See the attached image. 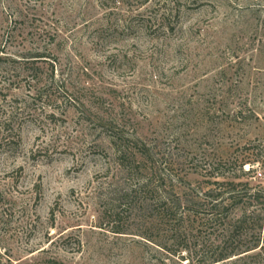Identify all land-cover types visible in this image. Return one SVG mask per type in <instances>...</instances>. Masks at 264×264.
<instances>
[{
	"label": "rangeland",
	"instance_id": "rangeland-1",
	"mask_svg": "<svg viewBox=\"0 0 264 264\" xmlns=\"http://www.w3.org/2000/svg\"><path fill=\"white\" fill-rule=\"evenodd\" d=\"M0 264H264V0H0Z\"/></svg>",
	"mask_w": 264,
	"mask_h": 264
},
{
	"label": "trees",
	"instance_id": "trees-1",
	"mask_svg": "<svg viewBox=\"0 0 264 264\" xmlns=\"http://www.w3.org/2000/svg\"><path fill=\"white\" fill-rule=\"evenodd\" d=\"M258 190H255L254 192H252L249 196L251 197V198H253V199H255V198H258ZM218 206V204L216 203V204H213L210 208H209V210H207L206 212H205V216L207 217V220H210V221H214L215 219H216V217L218 216V212H216V211H213V210H216V207ZM181 249H185L187 252H191V248L190 247H188V246H185V245H183V246H178V248H177V250H175L174 251V253L175 254H177L178 256L180 255V250ZM225 255L226 254H222V255H218L217 257L218 258H215L214 260H213V262H217V261H220V260H223V259H225V258H223V257H225ZM181 259H183V255H181Z\"/></svg>",
	"mask_w": 264,
	"mask_h": 264
}]
</instances>
